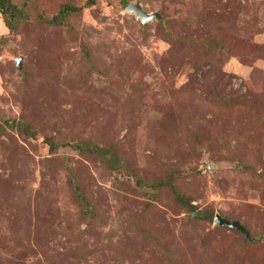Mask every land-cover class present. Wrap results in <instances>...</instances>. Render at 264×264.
<instances>
[{"label":"rangeland","instance_id":"rangeland-1","mask_svg":"<svg viewBox=\"0 0 264 264\" xmlns=\"http://www.w3.org/2000/svg\"><path fill=\"white\" fill-rule=\"evenodd\" d=\"M8 1L0 264H264V0Z\"/></svg>","mask_w":264,"mask_h":264},{"label":"trees","instance_id":"trees-1","mask_svg":"<svg viewBox=\"0 0 264 264\" xmlns=\"http://www.w3.org/2000/svg\"><path fill=\"white\" fill-rule=\"evenodd\" d=\"M90 1H93V0H90ZM122 4L125 5V7L127 6V3L125 1H123ZM75 10L76 9L74 7H72V6L62 5L60 7V9H59V11H60L59 14L56 15V16H53V18L49 21V23L51 25L63 24V20L69 15V13H71V12H73ZM0 13L2 14V17L4 18L5 24L8 27V29H11L13 27L11 21L13 22L14 20L9 21L7 16L10 15V17L12 16L11 19H16V18H13V16H16V14L18 13L17 9L13 5H11L8 0H0ZM12 124H13L14 127H17L19 129H21L22 126L24 127V125L22 123H20L19 121H17V120H13ZM26 129H27V127H26ZM26 132H27V134L33 135V133H31V132H28V131H26ZM88 144L86 143L85 147H84V145L82 146L81 144H77V145H75V147L79 151H85L83 148H86V151L97 155L105 163L109 162L114 170L119 168V163H118L119 159L113 152H111L109 149H103V148H100V147H97V146L96 147H92V146H90ZM50 145H51V147H55L52 144H50ZM108 155H111L110 159H107ZM163 185H167V186L170 187V189L173 190V187L169 183L168 179H160L156 183V186H159V187L163 186ZM76 191H78V190H76ZM175 196H176V200L180 204H182V205L184 204L185 205V203L182 201L181 196L179 194H176ZM82 200H84L83 197H82ZM186 206L188 207V209L190 210L191 213L195 212V208L192 205H190V203H186ZM196 216H197V218H200V219H209V220L211 219V215L210 214H206V213L205 214L196 213Z\"/></svg>","mask_w":264,"mask_h":264},{"label":"water","instance_id":"water-1","mask_svg":"<svg viewBox=\"0 0 264 264\" xmlns=\"http://www.w3.org/2000/svg\"><path fill=\"white\" fill-rule=\"evenodd\" d=\"M125 12H129L134 14L136 20H141L142 24H145L147 22H150L154 19L159 18L158 13H148L142 9V7L139 5V3H130L128 4L125 9ZM19 61V58H16V62ZM18 67L20 68V63H18ZM213 224L218 227H228L231 228L242 235L248 240H251L252 237L249 233V231L238 221V220H229L227 218H224L220 215H215L213 218Z\"/></svg>","mask_w":264,"mask_h":264}]
</instances>
